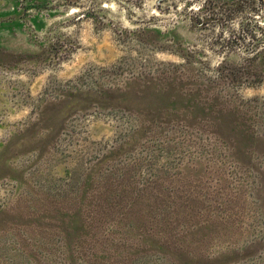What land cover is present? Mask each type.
I'll use <instances>...</instances> for the list:
<instances>
[{
	"label": "rangeland",
	"instance_id": "1",
	"mask_svg": "<svg viewBox=\"0 0 264 264\" xmlns=\"http://www.w3.org/2000/svg\"><path fill=\"white\" fill-rule=\"evenodd\" d=\"M0 264H264V2L0 0Z\"/></svg>",
	"mask_w": 264,
	"mask_h": 264
},
{
	"label": "flooded vegetation",
	"instance_id": "2",
	"mask_svg": "<svg viewBox=\"0 0 264 264\" xmlns=\"http://www.w3.org/2000/svg\"><path fill=\"white\" fill-rule=\"evenodd\" d=\"M264 2V0H262Z\"/></svg>",
	"mask_w": 264,
	"mask_h": 264
}]
</instances>
